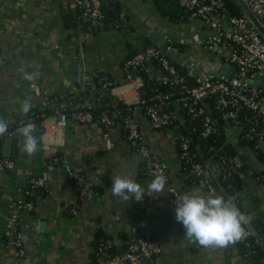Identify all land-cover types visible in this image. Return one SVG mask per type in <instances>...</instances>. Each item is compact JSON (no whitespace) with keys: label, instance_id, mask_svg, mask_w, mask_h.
Returning a JSON list of instances; mask_svg holds the SVG:
<instances>
[{"label":"crops","instance_id":"1","mask_svg":"<svg viewBox=\"0 0 264 264\" xmlns=\"http://www.w3.org/2000/svg\"><path fill=\"white\" fill-rule=\"evenodd\" d=\"M71 1L0 0V118L14 122L24 117L20 104L25 99L31 100L33 110L47 114L42 122L44 138L35 132L42 137L39 150L28 155L21 142L12 138L8 157L14 166L0 171V264H92V242L97 231L117 250L125 240L135 237L134 223L138 219L146 220L149 233L160 245L151 264H245L237 244L223 249L203 248L183 238L167 187L160 193L147 191L152 179L143 176V161L122 134L120 122L107 130L97 122L73 119L64 128L57 129L55 124V111L60 107L72 110L84 105L85 100L89 106H100L96 101L103 100L93 97L95 91L109 104L121 100L135 106L139 81L136 75L124 71L122 62L130 52H138L146 44L162 47L164 36L176 44L184 39L183 44H178L174 60L194 62L201 74L223 73L225 59L192 45V34L204 33L199 21L174 23L160 13L153 0H116L128 28L97 31L82 27L78 18L76 28H67L66 18L76 16V10L69 6ZM77 65L81 68L79 82ZM21 67L26 72H37L38 78L23 79L24 73L18 71ZM147 70L155 79L161 74L154 63H148ZM100 76L102 85L98 84ZM94 83L97 85L92 88ZM107 83L112 84L108 99L103 88ZM132 116L143 143L164 163L168 181L181 184L175 144L181 128L155 129L139 108L133 110ZM182 123L180 116L178 124ZM225 128L229 139L235 141L226 123ZM104 131L111 140L110 148L103 138ZM259 147L264 152L263 146ZM237 149L247 166L238 172L243 186L236 205L243 209L253 228L259 223L264 236V163L248 145ZM0 150L3 154V143ZM55 154L91 181L96 197L81 200L62 169L51 171L46 185L31 192L32 207L20 213L17 233L24 252L20 255L13 239L6 241L3 237L10 204ZM115 175L131 176L144 187L143 200L114 197L109 190ZM217 176V168L211 165L209 177L217 183ZM189 191L209 195L198 184L191 185Z\"/></svg>","mask_w":264,"mask_h":264},{"label":"built area","instance_id":"2","mask_svg":"<svg viewBox=\"0 0 264 264\" xmlns=\"http://www.w3.org/2000/svg\"><path fill=\"white\" fill-rule=\"evenodd\" d=\"M108 0H72L69 6L73 9L80 8L82 15L87 20V30H103L102 6ZM178 4L188 12L189 20L199 21L204 33L195 32L190 37L193 46L203 49L210 54L221 56L225 59L228 67L218 75L201 74L196 70L192 61L176 62L174 56L178 53V44H183L184 39L176 44L169 36H164L162 47L149 45L126 60L123 69L126 72L128 66L136 68L141 64L155 63L160 71L157 78L164 84L177 89L178 95L167 100V96L156 92L153 102L146 104L140 96V88L143 80L140 75L136 86L139 90V99L132 111L139 108L147 117L151 126L155 129H164L171 124L177 126L181 111H185L190 119L200 121V134L206 137L215 130L217 120L214 112L223 110V115L228 122L233 138L238 136L245 139H252L264 148V34L256 27L250 18L243 11L237 0H231L241 9V15H233L226 7L224 0H177ZM249 9L254 18L264 29V0H241ZM176 63V65L174 64ZM81 68L76 66V81H80ZM260 82H257L260 80ZM107 83L103 88L107 87ZM35 91L37 87L33 85ZM212 100L213 105H210ZM88 105V102H86ZM175 105V108H167L166 104ZM143 105V106H142ZM180 112V113H179ZM57 129L67 126L69 119L80 123L97 122L88 110L75 108L71 112L61 109L55 111ZM99 121L106 126H112L115 121L106 113H102ZM31 123V122H30ZM32 124V123H31ZM99 124V123H98ZM43 127V124H42ZM124 128L127 130V141L134 152L140 156L145 166V176L153 179L154 173L162 172L166 176L164 163L154 154L152 149L143 143L135 119L129 117ZM15 131H9L8 138L15 136ZM44 138L45 130L40 134ZM103 138L107 148L111 147V140L108 132L104 131ZM180 140L181 156L189 162V170L198 177V184L208 194H218L213 180L209 177L211 162H194L193 154L188 151L189 137L178 135ZM224 155V154H223ZM242 160L238 155L229 159L222 157L217 163L219 168L238 170L242 167ZM14 166L11 158L0 159V171L12 169ZM56 168L62 169L67 175L70 183L79 192L81 200L90 201L96 197V192L91 181L79 172L74 171L69 163L61 158H54L45 164L44 169L37 177L30 178L27 184L32 188L44 187L50 177L51 171ZM167 177V176H166ZM167 191L170 194V205L175 211V203L178 197L183 195L176 184L167 180ZM30 202H23L22 193L10 204L11 213L3 229V237H11L18 248L20 255H23L20 235L17 233L20 213L23 209H30ZM136 235L129 240L123 250L117 249L112 252L109 244L93 249L95 252V264H151L160 252V245L149 233V225L144 219H138L134 223ZM250 231L246 227L247 238ZM245 264L246 257L243 256Z\"/></svg>","mask_w":264,"mask_h":264},{"label":"trees","instance_id":"3","mask_svg":"<svg viewBox=\"0 0 264 264\" xmlns=\"http://www.w3.org/2000/svg\"><path fill=\"white\" fill-rule=\"evenodd\" d=\"M154 4L156 5L157 9L160 11V13L167 17L169 20H171L174 23H184L189 20V14L186 10H184L179 4L177 0H153ZM225 7L233 14V15H241V9L237 4H235L231 0H224ZM76 10V16H68L66 18L65 24L67 28H76L78 24H76V18L79 19L80 25L82 27L87 29V20L82 15V10L80 8H75ZM102 12H103V28L106 29H121V28H128V25L123 21V18L120 13L119 4L116 0H108L106 3L102 6ZM68 15V14H67ZM150 44H146V46H149ZM135 52H130L127 57L122 62V65L124 66L126 60L131 58ZM155 64V63H154ZM176 65V63H174ZM156 66H158L156 64ZM126 73L134 76V75H140L142 77L143 83L140 88V96L144 100L146 104L153 102L152 99L154 94L156 92H161L163 95L167 96V102L170 101L169 99H173L178 95L177 89L169 86L167 84L162 83L158 79L153 78L149 75L148 70L146 68L145 64H141L140 66H136L132 68V66H128L126 69ZM114 85V84H113ZM107 87H112V84H109ZM264 93V89H263ZM108 99V98H107ZM101 103V101H96L100 106L93 105L89 106L84 101V105L78 107L83 110H88L92 113L93 119L98 121L99 125H101L104 129H106V126L99 121V117L102 113H106L109 117L113 119L115 122H120L122 126V134L127 139V130L124 128L125 121L132 117V106L125 104L121 100L115 101L113 104H109L107 102ZM210 105H213L212 100H210ZM143 106V105H142ZM167 108H175V105L167 103ZM61 110L66 112H71V109H67L64 107H60ZM223 110L220 109L219 111L214 112V117L217 120L215 123V130L212 134L203 137L200 134L201 130V124L200 121L197 119H190V117L187 115V113L184 111H181V117L183 118L182 124H175L178 125L179 128H181V135L188 136L189 141V147L188 151L190 154H193L195 151L197 153L192 156V161L194 162H204L209 161L213 166H215L218 170V176L217 181L218 183L214 182V185L216 187V190L218 194L225 196H229L230 198L234 199L235 203L238 204V192L243 186L242 180L240 176L238 175V172L246 168V161L245 157L243 156L242 152L237 149V146L241 145H248L258 156L259 159L264 163V152L260 150V145H258V142L252 139H245L241 136H238V138L233 141L230 140L228 135L226 134V128L225 123L226 120L223 115ZM47 116V114L40 113L36 110H31L27 115H25L22 118H19L15 120L14 122H11L9 125V131H15V129L22 124L32 123L34 125V132L38 133L39 135L43 131L42 122L43 119ZM171 126H174V124H171ZM8 138L5 137L3 139H0V148L3 141ZM13 139H16L17 141L21 142L20 137L15 134ZM176 149L177 154L180 160V178L182 180L181 184H176L178 190L181 191V193H189V188L191 185L197 183L198 177L195 176L190 170H189V162L186 161L185 157L181 156V149H180V140L176 139ZM237 145V146H236ZM132 150L134 148L132 147ZM224 154V155H223ZM238 155L242 160V167L238 170L231 171L227 168L222 169L219 168L217 163H219L222 160V157L224 156L225 159H229L232 156ZM6 158L3 156L1 150H0V159ZM9 158V157H8ZM54 158L61 159V156L58 154H55L47 159L45 164L51 162ZM10 159V158H9ZM145 166L142 162V173L143 176H145ZM166 176H167V170H166ZM168 180V176H167ZM39 189V188H32L30 185H26L21 193H22V200L23 202H30V195L31 192ZM77 194L79 196V192L77 191ZM80 197V196H79ZM170 198V194H169ZM81 199V198H80ZM170 201V200H169ZM241 212L244 213L243 209L238 207ZM175 214V211H174ZM178 223V222H177ZM179 227L184 231V228L181 223H178ZM18 229V225H16V230ZM254 230L256 231V234L253 235L250 233V235L242 240L241 242L237 243V246L239 248V251L242 256L246 257V263L247 264H264V251L261 248L260 241H262L264 238L262 234V230L259 227V223L257 226L254 227ZM6 241H8V237H4ZM129 240H125L123 242V246L119 248V250H123L126 247V244ZM106 244V239H104L102 233L100 231H97L95 233V237L92 242V249H97L99 246H104ZM109 249L112 252H116L117 250L109 245ZM91 263L95 264V252L92 251L91 255Z\"/></svg>","mask_w":264,"mask_h":264},{"label":"clouds","instance_id":"4","mask_svg":"<svg viewBox=\"0 0 264 264\" xmlns=\"http://www.w3.org/2000/svg\"><path fill=\"white\" fill-rule=\"evenodd\" d=\"M24 73L23 79L32 81L38 78V73L26 72L23 67L18 69ZM33 105L30 99L20 104V111L27 115ZM10 121L0 118V139L9 135ZM20 137L22 150L28 155L36 153L42 143V137L34 132L31 123L22 124L15 129ZM154 178L147 186L152 193L163 192L167 177L162 173H154ZM117 199L130 201L133 198L140 202L145 196V188L131 176L115 175L112 177V187L109 190ZM175 220L184 228V239L190 244L203 248L223 249L235 245L245 239L248 218L245 213L229 198L220 194L207 196L198 193H185L178 197L175 203Z\"/></svg>","mask_w":264,"mask_h":264},{"label":"water","instance_id":"5","mask_svg":"<svg viewBox=\"0 0 264 264\" xmlns=\"http://www.w3.org/2000/svg\"><path fill=\"white\" fill-rule=\"evenodd\" d=\"M239 3H240V5L242 6V8H243V11L245 12V14L250 18V20L256 25V27L264 34V29H263V27L258 23V21L254 18V16L251 14V12L249 11V9L247 8V6L241 1V0H237ZM228 67V65L227 64H224V68H223V70H222V72H224L225 71V69ZM101 74V73H100ZM100 74H98V75H100ZM100 78H101V80L98 82V84L99 85H102V80H103V76H100ZM261 81V79L260 80H258L257 82H260ZM97 84L96 83H94L91 87L92 88H94L95 86H96ZM105 90V95H106V97L107 98H110L111 97V94H110V88H105L104 89ZM93 97L95 98V99H102V100H104L105 99V96H103V95H101L98 91H95L94 93H93ZM87 100H85V102H86ZM76 108V107H75ZM75 108H73V109H75ZM72 109V110H73ZM227 125H229V123L227 122L226 123ZM12 144H13V139L12 138H6L4 141H3V156H5V157H8L9 156V154H10V150H11V146H12ZM217 183H218V181H217ZM227 197V199H229L230 197L229 196H226ZM232 201H233V203L236 205V203H235V201H234V199H232V198H230ZM237 206V205H236ZM246 227H247V229L253 234V235H255L256 234V231L254 230V228H253V226H251L250 225V223H249V220H248V223H247V225H246ZM260 245H261V248H262V250L264 251V241L262 240V241H260Z\"/></svg>","mask_w":264,"mask_h":264}]
</instances>
